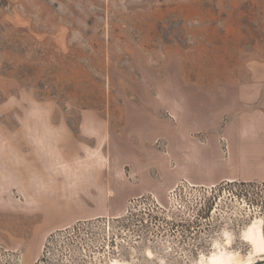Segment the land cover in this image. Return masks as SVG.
<instances>
[{"label": "rangeland", "instance_id": "1", "mask_svg": "<svg viewBox=\"0 0 264 264\" xmlns=\"http://www.w3.org/2000/svg\"><path fill=\"white\" fill-rule=\"evenodd\" d=\"M39 120H109L124 202L51 230L0 183V264L246 260L264 179L213 181L264 177V0H0V166Z\"/></svg>", "mask_w": 264, "mask_h": 264}, {"label": "crops", "instance_id": "2", "mask_svg": "<svg viewBox=\"0 0 264 264\" xmlns=\"http://www.w3.org/2000/svg\"><path fill=\"white\" fill-rule=\"evenodd\" d=\"M39 121L32 130L42 138L36 141L38 148L33 150L34 155L24 158L17 154L2 159L1 187L31 197L38 205L34 216L47 222L51 230L118 211L116 206L124 202L121 200L122 185L128 178L119 166L114 167L108 151L116 144L108 139L111 130L106 125L109 120H79V125L95 126L80 129L79 134L90 137L88 140L74 134L70 120ZM239 122H248L246 127L239 125L241 135L254 132L264 140V120ZM46 136L48 139H43ZM238 174L213 183L223 179H264Z\"/></svg>", "mask_w": 264, "mask_h": 264}, {"label": "bare ground", "instance_id": "3", "mask_svg": "<svg viewBox=\"0 0 264 264\" xmlns=\"http://www.w3.org/2000/svg\"><path fill=\"white\" fill-rule=\"evenodd\" d=\"M244 238L252 245V252L246 260H243L237 253L219 251L208 256V261L204 264H252L257 260H264V234L261 223L249 225ZM239 255V254H238ZM248 255V254H247ZM113 264H126L114 261Z\"/></svg>", "mask_w": 264, "mask_h": 264}, {"label": "water", "instance_id": "4", "mask_svg": "<svg viewBox=\"0 0 264 264\" xmlns=\"http://www.w3.org/2000/svg\"><path fill=\"white\" fill-rule=\"evenodd\" d=\"M252 264H264V260H257V261H255Z\"/></svg>", "mask_w": 264, "mask_h": 264}]
</instances>
